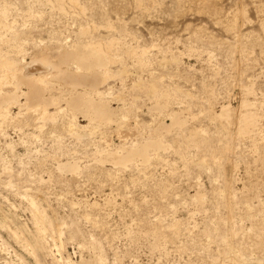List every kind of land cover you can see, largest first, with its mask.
<instances>
[{
	"label": "rangeland",
	"instance_id": "obj_1",
	"mask_svg": "<svg viewBox=\"0 0 264 264\" xmlns=\"http://www.w3.org/2000/svg\"><path fill=\"white\" fill-rule=\"evenodd\" d=\"M5 2L25 42L18 61L31 62L26 74L46 68L45 52L57 61L81 42L124 45L106 80L85 70L113 121L90 123L66 101L49 104L61 110L44 119L24 95L0 121V264H264V0ZM128 47L146 50L147 62ZM59 87L45 93L56 97ZM227 105L228 118L219 116ZM246 109L256 127L243 130ZM174 112L187 122L163 130L164 146L147 162L116 164L107 153L155 136ZM32 199L47 220L43 234ZM229 246L243 260L230 262Z\"/></svg>",
	"mask_w": 264,
	"mask_h": 264
},
{
	"label": "bare ground",
	"instance_id": "obj_2",
	"mask_svg": "<svg viewBox=\"0 0 264 264\" xmlns=\"http://www.w3.org/2000/svg\"><path fill=\"white\" fill-rule=\"evenodd\" d=\"M43 1L44 0H42V2ZM47 1L52 2L53 5L55 6L56 5L59 6V8L61 9H64L65 0H47ZM69 1L71 4H73V6L80 4L79 0H69ZM33 13L34 12L32 11H28L27 16H32ZM11 14H12L11 7L6 2L0 5V121H4V120L7 121L8 119L11 118V105L12 104L20 105V103L23 102L21 101V96L23 95L26 96L25 101L27 102L28 106L37 105V104L41 106L40 108L41 117H43L44 119L54 120L56 118V113H59L61 110V109H58L57 107L56 111L50 112L48 109L49 104L60 106V103L62 101H66L67 103L66 106L69 110L75 111L77 113L82 112V114H84L86 117L87 116L89 117L90 123H94L92 121H99V122H104V123L113 121V118H116L114 117V114L116 113L115 109L112 108L109 101H106L103 98L102 95L105 92L100 91L99 86L97 87L96 85L97 82L96 83L92 82V80L96 78H93L90 80L89 78H87L86 74H87V71L89 70L91 72L93 71L92 73L94 75H95L94 72L98 71V73L100 72L101 76H103L102 78L106 80V78L111 75L110 73H112V71L110 72L109 63L113 61V59L117 58V55L119 53L118 51L119 49H121L124 43H122L120 39L111 40L108 43H104L103 41L101 42H97V41L91 42L90 41L89 43H84V42L82 43L80 41L81 44L78 43L75 46L72 44L75 50L73 51V53L70 51L72 53L71 55L70 54L67 55L66 53H65L66 55L62 54L57 61L53 60L54 58L51 59V57L45 52L39 58H41V60L43 61L44 63L43 66L48 69L35 66L32 69L30 68L31 73L28 71L29 74H26L27 72L26 70L28 69L25 70V68L28 65L30 67L31 62L29 64L28 63L25 64L26 66L25 65L23 66V64L18 61V58H17L18 55L22 54L25 51V46H24L25 42H23V40L21 41L20 37L22 34L20 30L18 29V27L16 28V25L10 22L9 16ZM88 30H89L88 27L87 28L83 27L81 31L79 30V32H81V34L86 35L89 32ZM77 36L79 38L80 34ZM23 37L26 38V36H23ZM23 37L22 39H24ZM81 37L82 36H80L78 40H80ZM75 39L73 40L75 41ZM66 43H68V41ZM66 43L64 45L67 49ZM70 44L68 48L69 50H70ZM72 49L73 48H71V50ZM128 50L130 54H135L139 56L138 61L141 64L142 63L145 64L147 62V57H146L147 51L146 50L138 51L131 47L130 48L128 47ZM67 52L69 51L67 50ZM69 62H72V64L75 63L76 66H78V69L80 70L79 72L80 74L78 73V71H77V74L72 72L71 68H69L68 66ZM65 65H67V67ZM36 71L37 72L39 71L40 73H45V72H48V73L37 76L35 75ZM98 73L95 76L100 75ZM52 82L60 86L59 87L60 93L59 94L57 93L58 95L56 97L47 96L46 94L47 93L46 91L49 90V83H52ZM25 85L27 86V89H26L27 91H23V86ZM67 90H69V95H68ZM153 90L154 89H152V91ZM157 98H159V95ZM119 100H122V99L120 98ZM160 101H158L157 103V106H158L157 108H160V109L165 108V105H167L168 102L166 104L165 103L162 104ZM25 104L23 103V105ZM124 104L125 103H123V105ZM242 105L243 104H241L240 106ZM246 105H250V104H246ZM38 109H39V106H38ZM230 111H231L230 105L223 106L222 111L219 114V116L228 118ZM240 113L237 112V114H240ZM172 116H173L172 123L171 124H166V123L161 124L155 130V136H152V137L150 136L149 138H147L146 140L142 142L132 143L129 146L124 144L120 146L117 150L113 148L109 149L107 153L111 157H113V160L116 164L127 165L132 162H138V160L140 159L144 162H147L150 159L152 151H154L155 153V151L160 150V148L164 146V142L162 140L163 130L167 131V130H170L175 125L182 126L184 122L185 123L187 122L185 121L186 118L184 119L183 116H181L179 112L172 113ZM254 120H255L254 115L250 112V110H247L244 115L241 114V116L239 117V128L240 126L241 128H243V130L248 128L250 125L254 123ZM79 125L80 124H77V122L70 124L69 125L70 131H73V132L77 131L78 128L80 127ZM78 166L79 164L77 165V163H73L72 161H67L66 163H63V164L60 163L59 161V167H64V168H67L68 170L76 171L79 169ZM31 205H32L31 209L33 210L32 213L35 216L34 222L36 220V223L39 224L38 228L40 230L38 229L37 230L42 232L43 234L45 232L44 228L46 227V226L44 227V223L47 220L44 219L45 217L41 216V214L43 213L40 212L41 210H39V207L37 205V202H35V200L33 199L31 200ZM14 232L16 235L19 234L16 231ZM29 245H32V244L30 243ZM36 245H35L36 247L40 246V244H36ZM238 251L239 250H237L236 248L232 246L228 247L226 252L230 255L229 256L231 259L230 262L234 263L238 260H243L242 256L239 254ZM257 260L259 259L257 258ZM259 262L261 263V260ZM224 264H228V263H225L224 261Z\"/></svg>",
	"mask_w": 264,
	"mask_h": 264
}]
</instances>
